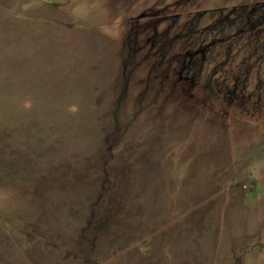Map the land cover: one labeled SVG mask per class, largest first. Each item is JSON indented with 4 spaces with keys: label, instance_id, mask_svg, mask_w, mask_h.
I'll return each mask as SVG.
<instances>
[{
    "label": "rangeland",
    "instance_id": "obj_1",
    "mask_svg": "<svg viewBox=\"0 0 264 264\" xmlns=\"http://www.w3.org/2000/svg\"><path fill=\"white\" fill-rule=\"evenodd\" d=\"M0 264H264V0H0Z\"/></svg>",
    "mask_w": 264,
    "mask_h": 264
},
{
    "label": "trees",
    "instance_id": "obj_2",
    "mask_svg": "<svg viewBox=\"0 0 264 264\" xmlns=\"http://www.w3.org/2000/svg\"><path fill=\"white\" fill-rule=\"evenodd\" d=\"M232 19L233 17H230L227 19L226 23L225 22H220V31L223 32L226 30V28H228V26H232L233 23H232ZM228 22V23H227ZM228 24V26H227ZM225 29V30H224ZM237 33V32H236ZM242 34H245V35H242V37H247L252 43H253V46H250L249 48H253L252 51L256 50V51H260V48L258 47V44L262 41L259 39V37H256L258 36L257 33L254 31V30H250L246 33H242ZM224 35V34H223ZM228 90H226L224 92V97L226 99V101H230L232 98H234V92L235 91H232L231 89L227 88ZM206 100V99H205Z\"/></svg>",
    "mask_w": 264,
    "mask_h": 264
}]
</instances>
